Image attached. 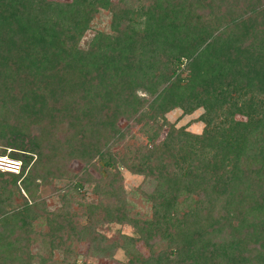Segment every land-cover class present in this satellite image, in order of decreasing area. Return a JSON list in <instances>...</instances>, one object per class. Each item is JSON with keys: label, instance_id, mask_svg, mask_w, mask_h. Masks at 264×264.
<instances>
[{"label": "trees", "instance_id": "1", "mask_svg": "<svg viewBox=\"0 0 264 264\" xmlns=\"http://www.w3.org/2000/svg\"><path fill=\"white\" fill-rule=\"evenodd\" d=\"M100 11L108 32L81 49ZM173 109L201 110V132ZM2 156L19 171L0 172V264H66L80 243L121 264H264V0H0ZM118 169L154 182L149 216Z\"/></svg>", "mask_w": 264, "mask_h": 264}, {"label": "rangeland", "instance_id": "2", "mask_svg": "<svg viewBox=\"0 0 264 264\" xmlns=\"http://www.w3.org/2000/svg\"><path fill=\"white\" fill-rule=\"evenodd\" d=\"M51 1H69V0H51ZM137 2V0H135ZM108 23H109V16L106 12L100 11L96 19L93 21L92 26L90 30H88L82 39L79 42V47L81 49H85L87 42L92 37L93 33L95 31H103L108 32ZM142 96L140 93L138 94ZM202 113L201 110H196L190 115H182L181 111L179 109H173L172 111L168 112L164 115L165 120L169 124H173L175 128L183 127L187 132L193 133V134H199L202 129V124L197 121V118ZM237 119H241L238 118ZM125 123H121V126H124ZM130 127L131 134H134L136 136V139L138 142H143V139L140 135H138V126H133L131 123L128 124ZM163 134L161 135V137ZM160 137V138H161ZM0 158H6L9 160L8 157L2 156ZM12 160V159H10ZM14 160V159H13ZM17 163H19L17 161ZM81 164L72 162L69 165V171L72 174L78 173L81 169ZM15 173L6 172L4 169L0 166V172H5L9 174H17L19 171V168L17 170H13ZM90 173L97 179L99 176L92 171ZM110 174L113 178H117V176H121L122 179V186L127 194V201L130 204V206L133 207V212H136L138 215H147L150 214V204L146 203L143 199V196H146V194L150 193L152 191V188L154 186V182L151 181L148 178H143L141 176H134L129 173H127L123 169H118V171L110 170ZM67 180L62 182L55 183L56 188H64L67 186ZM78 199L83 202H89V203H95L96 197L93 195L90 190L88 189H82L78 190ZM38 196L41 200H43L47 210H54L59 207L60 201L57 197V194L52 192L51 188L47 186L40 187L37 192ZM75 207V206H73ZM98 232H100L103 236L106 238L114 237L117 233L127 235V236H133V229L130 228L127 225H115L111 224L109 226H103L102 228L98 229ZM40 247L33 246L32 252H37V250ZM86 248L87 244L80 243L77 246L76 254L75 256H72L69 258V263L71 264L74 262V264H121L125 261V257L123 256L121 251H116L114 256L111 259H104V260H96L94 258L89 257L86 254ZM137 249L141 251L143 254H146L145 250L142 248L141 244L137 246ZM54 259L58 260L60 259V256L58 253L54 254ZM74 260V261H73ZM34 264H37L35 262Z\"/></svg>", "mask_w": 264, "mask_h": 264}, {"label": "clouds", "instance_id": "3", "mask_svg": "<svg viewBox=\"0 0 264 264\" xmlns=\"http://www.w3.org/2000/svg\"><path fill=\"white\" fill-rule=\"evenodd\" d=\"M10 160V159H9ZM11 161H13V160H11ZM15 162V161H14ZM16 164H17V166H16V169L15 170H17L18 168H19V164L17 163V162H15Z\"/></svg>", "mask_w": 264, "mask_h": 264}]
</instances>
